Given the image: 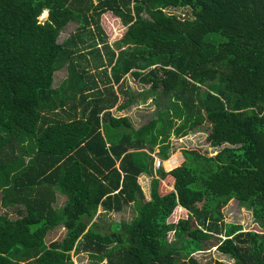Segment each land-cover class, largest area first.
I'll return each instance as SVG.
<instances>
[{
  "label": "trees",
  "instance_id": "obj_1",
  "mask_svg": "<svg viewBox=\"0 0 264 264\" xmlns=\"http://www.w3.org/2000/svg\"><path fill=\"white\" fill-rule=\"evenodd\" d=\"M105 15L124 27L112 45ZM127 76L154 108L137 128L112 113L149 95ZM203 126L213 156L153 168ZM233 199L264 230V0H0V264H201L214 236L233 264H264V231L224 221ZM129 204V223L97 229L99 208Z\"/></svg>",
  "mask_w": 264,
  "mask_h": 264
},
{
  "label": "rangeland",
  "instance_id": "obj_2",
  "mask_svg": "<svg viewBox=\"0 0 264 264\" xmlns=\"http://www.w3.org/2000/svg\"><path fill=\"white\" fill-rule=\"evenodd\" d=\"M169 13L176 15L180 18H185L189 15V12L183 9L178 10H169ZM46 18L42 15L39 20L43 21ZM101 24L103 26V29L105 33L108 36V43L112 45L116 40H118L121 35L124 32V27L118 24V22L110 16H102L101 17ZM75 28V25L69 24L60 34L58 38V42H62ZM66 72L64 69L61 71H58L54 75V87L58 86L62 80L65 78ZM126 85L130 88V90L137 96V94L142 90L141 94H144L147 92L148 87H140L137 82L133 81L130 76H127L126 79ZM148 93V92H147ZM149 94V93H148ZM145 104L140 103V101H137V103L133 106H131L129 109H127L125 112H115V110L112 109V113L115 116H127L131 123L134 125L135 128L145 124L148 120H150L153 116V103H150V101H146L147 98L149 99L150 94L145 96ZM158 98V97H157ZM124 101L121 100L120 102ZM208 134V128L205 126L201 127L198 131L189 133L187 136L176 139L175 136L170 135V142H171V148L170 151L173 150V155L170 159L174 161L173 165L170 164L169 161H167L172 166H179V163L182 162L181 157L176 154H180L183 149H193L196 151H199L200 153H207L210 156H213L216 152L215 149L209 146V144L206 141V136ZM167 163L164 164V169L168 168ZM166 170V169H165ZM167 171V170H166ZM143 176V175H141ZM138 178V182L141 186V189L144 193V196L146 199H149V183L150 179H146L144 176ZM63 197L57 196V202L56 206L61 207ZM180 209L181 211L184 210L183 208L176 209L174 211V214L170 216L168 219L169 222H175L177 217L180 215ZM4 209L0 205V214H3ZM185 212V211H182ZM222 215L224 216V221L226 223H233V224H239L242 227L243 232L247 231H256L261 232L264 231L259 227L257 223L253 221V218L251 216V212L249 210H246L245 208L241 207L236 200L229 201L222 209H221ZM185 214V213H184ZM136 215V212L134 210V207L132 204L126 205L123 209V211L119 213H113L108 212L105 213L101 208L98 209L97 214L94 218L96 220V223L99 225L97 227L98 230L101 232H107L108 226L112 223H119L121 221L125 223H129L131 219ZM64 234L63 228L57 229L55 232L50 234V239L47 241L50 242L52 240H61ZM52 236V238H51ZM168 240L173 241L172 239V233H169ZM218 239H220L217 236L212 237L207 242V247L209 250L195 254L196 259L200 261L201 264L205 263L206 261H213L218 260L221 262H224L225 264H233V261L229 259V257L222 255L220 252H218L214 245L218 242ZM73 263L74 264H90V260L86 255H77L73 256Z\"/></svg>",
  "mask_w": 264,
  "mask_h": 264
},
{
  "label": "crops",
  "instance_id": "obj_3",
  "mask_svg": "<svg viewBox=\"0 0 264 264\" xmlns=\"http://www.w3.org/2000/svg\"><path fill=\"white\" fill-rule=\"evenodd\" d=\"M176 155H179V156L181 157L182 162H183L182 154L180 153V154H176ZM172 156H173V155H170V157L168 158L167 161L171 162V159H170V158H171ZM167 161H164V164H165V163L168 164V165H166V167L168 166L169 169L176 167L175 165L172 166V167H170V165H169V163H168ZM182 162H181V163H182ZM181 163H180V164H181ZM170 164H171V163H170ZM180 164H179V165H180ZM143 176H144L146 179H150V177H147V176H145V175H143ZM143 176H141V177H143Z\"/></svg>",
  "mask_w": 264,
  "mask_h": 264
},
{
  "label": "clouds",
  "instance_id": "obj_4",
  "mask_svg": "<svg viewBox=\"0 0 264 264\" xmlns=\"http://www.w3.org/2000/svg\"><path fill=\"white\" fill-rule=\"evenodd\" d=\"M44 16L45 18H47V12L46 11H44L40 16H39V18L41 17V16ZM39 18H38V20H39ZM40 21V20H39ZM44 21V20H43ZM155 159H159L160 160V158H158L157 156H154V160ZM163 162V164H162V166L161 167H164V161H162ZM153 168H154V161H153ZM155 169V168H154ZM155 170H157V169H155ZM222 239H224V237L222 238Z\"/></svg>",
  "mask_w": 264,
  "mask_h": 264
},
{
  "label": "built area",
  "instance_id": "obj_5",
  "mask_svg": "<svg viewBox=\"0 0 264 264\" xmlns=\"http://www.w3.org/2000/svg\"><path fill=\"white\" fill-rule=\"evenodd\" d=\"M162 164H163V162L161 160H159V159L154 160V168L155 169H158L159 167H161Z\"/></svg>",
  "mask_w": 264,
  "mask_h": 264
}]
</instances>
